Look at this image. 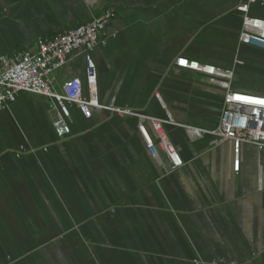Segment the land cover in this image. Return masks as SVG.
Returning <instances> with one entry per match:
<instances>
[{
  "label": "crops",
  "instance_id": "crops-1",
  "mask_svg": "<svg viewBox=\"0 0 264 264\" xmlns=\"http://www.w3.org/2000/svg\"><path fill=\"white\" fill-rule=\"evenodd\" d=\"M247 1L0 0V54L112 9L92 55L96 99L136 113L72 105L60 138L49 97L20 92L0 110V264H264V149L243 143L235 171L233 144L210 132L228 89L175 64L231 69V90L264 95V48L241 36ZM249 15L264 20V0ZM71 77L88 94L81 51L55 89Z\"/></svg>",
  "mask_w": 264,
  "mask_h": 264
},
{
  "label": "built area",
  "instance_id": "built-area-1",
  "mask_svg": "<svg viewBox=\"0 0 264 264\" xmlns=\"http://www.w3.org/2000/svg\"><path fill=\"white\" fill-rule=\"evenodd\" d=\"M259 0H248L238 8L244 13L242 40L264 48V20L249 15L251 4ZM115 16L107 9L91 21L75 26L53 36L37 39L36 49L0 54V110L16 100L20 92H28L49 97L56 108L53 126L60 138L72 133L70 107L75 105L86 117L92 116L94 108L107 109L118 114L136 113L130 108L99 104L96 99V65L93 51L98 44L107 43V27ZM83 52L86 60L88 94L84 93L83 80L71 77L62 84V92L55 89V72L64 67L77 52ZM178 67L201 71L210 77L214 84L228 90L225 93L220 124L210 131L217 142H231L234 151V169L240 168V151L243 143L253 144L264 149V95L244 93L230 89L233 70L201 63L185 57L175 61ZM161 136L160 146L168 153L174 168L183 164L175 148L166 140L162 132L163 120L151 118ZM194 136H201L203 130L189 129ZM153 147V143H150ZM47 149V148H45ZM24 151L22 147L21 154Z\"/></svg>",
  "mask_w": 264,
  "mask_h": 264
},
{
  "label": "rangeland",
  "instance_id": "rangeland-1",
  "mask_svg": "<svg viewBox=\"0 0 264 264\" xmlns=\"http://www.w3.org/2000/svg\"><path fill=\"white\" fill-rule=\"evenodd\" d=\"M59 90V89H58ZM59 92H62V90H59Z\"/></svg>",
  "mask_w": 264,
  "mask_h": 264
}]
</instances>
